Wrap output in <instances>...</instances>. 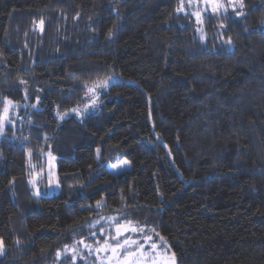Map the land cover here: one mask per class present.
<instances>
[{
	"label": "trees",
	"instance_id": "16d2710c",
	"mask_svg": "<svg viewBox=\"0 0 264 264\" xmlns=\"http://www.w3.org/2000/svg\"><path fill=\"white\" fill-rule=\"evenodd\" d=\"M243 4L0 0V116L6 100L14 114L0 138V264H69L57 252L103 238L109 217L154 229L175 264H264V0ZM108 77L94 112L56 117ZM46 152L58 192L34 197Z\"/></svg>",
	"mask_w": 264,
	"mask_h": 264
},
{
	"label": "snow or ice",
	"instance_id": "6c2138e0",
	"mask_svg": "<svg viewBox=\"0 0 264 264\" xmlns=\"http://www.w3.org/2000/svg\"><path fill=\"white\" fill-rule=\"evenodd\" d=\"M191 2V0H189ZM205 5L211 7V11L213 13H219L222 9L224 12H227V7L222 2V0H202ZM237 5L240 8L244 7L243 0H229V6L233 8V11L236 10ZM178 11H183V3ZM241 13H237L240 15ZM196 16V22L198 24H202L203 20L200 16V13H193ZM43 20L40 21L41 30H43ZM223 27V25H221ZM199 31V29H198ZM111 32H109V36ZM203 39V36L201 37ZM231 44V39L227 41ZM112 77H108L106 80L98 81L94 84V87L88 88L89 92H94L96 87H104L108 86V81L111 80ZM21 83H24L21 81ZM87 87V85H86ZM98 97L95 95L91 98L90 105H86L84 111H87L89 106H95ZM12 102L10 100H6L5 107L3 109L4 115L0 116V135H3L5 122H11L8 120L7 113L9 111L8 105ZM72 112H75L77 115H81V111L78 108L71 109ZM63 116H61V119ZM100 150L97 149V156L99 157ZM128 164V161H121L119 164H114L111 167L113 169H122L125 165ZM29 183H34L33 181H29ZM59 185L57 184V187ZM39 195V192L36 193ZM97 206H100V202H97ZM113 225V232L109 233L103 240L97 239L93 244H87L84 240L79 241L80 244L84 246L85 249L88 250L89 254L93 252L97 253V258L100 260V264H175L174 253L169 254L164 249L159 248L158 244L152 240L150 235L145 234V228L140 227L138 224L133 223V221L125 218L123 221L115 218H108ZM150 231H154L151 229ZM114 233V234H113ZM129 233L133 235L142 236L144 239V243H140L139 239H134L132 235H128ZM95 236L96 233L93 232L91 234ZM100 235L104 236V231L101 229ZM157 235H159L157 233ZM121 237L123 239L121 240ZM110 241H115V243H110ZM161 241L163 242V237H161ZM147 246V251H145V247ZM65 251H68V246H65ZM71 251L73 253L76 252V246L73 244L71 246ZM104 253L105 255L101 257L99 254ZM3 254V241L0 240V255ZM61 255L60 252H57V258ZM73 264H75V255L73 256Z\"/></svg>",
	"mask_w": 264,
	"mask_h": 264
},
{
	"label": "rangeland",
	"instance_id": "374dc122",
	"mask_svg": "<svg viewBox=\"0 0 264 264\" xmlns=\"http://www.w3.org/2000/svg\"><path fill=\"white\" fill-rule=\"evenodd\" d=\"M189 1V0H187ZM202 2V0H201ZM222 2L225 4V6L227 7V10L233 11V8L231 6H229V0H222ZM198 3V2H197ZM203 6H205V8L208 7V9L211 11V7L208 5H205L202 2ZM239 8V6L237 5L236 10ZM233 11L235 14H237V11ZM223 11V9L221 10ZM199 11H197V9H194V12H191L192 18L194 20V23L197 24L196 22V16L193 15V13H197ZM227 50H232L233 46L232 44H227ZM111 80H116L115 78H112ZM110 81V80H109ZM108 81V82H109ZM99 90H101V88L96 87L94 89V92H89L90 96L88 97V101L86 102V104H84L83 106L80 107H74V108H78L81 111V115H77L75 112H72L71 109L66 110L64 112H60L56 114V117L58 119H61V116H63V118L67 117V116H74L78 119H81L82 117L86 116L88 113L94 112L98 106H99V100L97 99L95 106H89L87 108V111H84L85 106L86 105H90V101L91 98L95 95L96 97L100 96V92ZM12 106V105H11ZM13 107V106H12ZM12 107L10 108V106L8 105V108L12 109ZM11 113V114H10ZM4 115V113H3ZM7 117L9 120V117H14V114L12 111L9 110V112L7 113ZM62 118V119H63ZM16 120V119H14ZM15 122V121H13ZM9 122H5V125L8 124ZM0 138H2V135H0ZM119 164V163H118ZM129 167V163L127 165H125L122 169H113L111 166L108 168L109 171L111 173H117L123 169H126ZM33 181L34 183H29V181ZM27 184L28 187L30 189L31 195L34 197H38V196H51L54 194H57L58 192V188L57 184H58V180H57V175H56V156L51 153V152H46L45 153V159H44V167L42 169H37L34 172H32L28 178H27ZM37 191L39 192V195H37ZM10 193H11V198L13 200V202L17 205H19L21 207V203H20V198H19V192H18V188L16 185H13L12 187H10ZM141 227V226H140ZM104 231V236L103 238H100L99 240H103L107 235H109V233L113 232V225L110 222H106L103 228ZM93 233V232H92ZM91 233V234H92ZM107 234V235H106ZM114 234V233H113ZM145 234L146 235H150L152 237V240L155 241L159 248L164 249L165 251H167L169 254H171V252L168 250V248L164 245V243L161 241V238L156 237L155 234L150 231L149 229L145 228ZM128 235H132L134 239H139L140 243H144V239L142 236L139 235H133L131 233H129ZM90 237V236H88ZM95 238V237H94ZM77 239L76 241H73L70 245H68V251H63L60 255L59 258L57 259H62L63 257H68L69 258V264H73V256L75 255V264H100V260L97 258L98 254L93 252L92 254L88 253V250L84 248V246L82 244L79 243V241L84 240L85 243L87 244H93L97 239ZM123 239V237H121V240ZM110 243H115V241H110ZM75 244L76 246V252L73 253L71 251V246ZM65 249V248H64ZM147 246L145 247V251H147ZM101 257H103L105 254L104 253H100L99 254ZM67 258V259H68ZM105 264H107V261H105ZM113 264H115V262H113Z\"/></svg>",
	"mask_w": 264,
	"mask_h": 264
}]
</instances>
